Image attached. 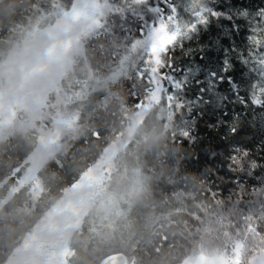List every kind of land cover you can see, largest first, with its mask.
I'll return each mask as SVG.
<instances>
[{
    "label": "trees",
    "instance_id": "trees-1",
    "mask_svg": "<svg viewBox=\"0 0 264 264\" xmlns=\"http://www.w3.org/2000/svg\"><path fill=\"white\" fill-rule=\"evenodd\" d=\"M73 1L0 0V60L22 43L34 27L50 22L43 18L44 14L68 9ZM102 1L105 17L86 41L87 63L66 71L61 89L68 93L80 89L82 81L90 77L100 79V85L88 95L73 127L62 133L58 147L38 168L40 191L35 197L31 183L20 184L10 195L9 191L37 147L39 131L28 128L0 138V264L105 147L127 128L150 96L153 81L149 71L132 65L133 60L127 68L122 62L127 48L148 30L141 34L134 13L125 21V13L131 11L127 0ZM155 2L160 7L162 0ZM207 4L208 0H168L161 10L170 14L173 5L179 10L191 5L194 22L196 13L204 11ZM211 6L225 15L212 18L198 36L185 40L183 48L177 47L169 57H163L161 50L155 69L162 67L163 60L164 65L173 64V74L180 77L188 66L199 65V73L184 89L186 99H195L202 87L195 79L204 78L205 65L213 70L220 67L223 50L236 40L237 51L247 48L249 56L247 64L237 62L232 69L233 79L244 81L242 98L250 96L252 101H259L264 96V25L253 18V34L246 43H241L240 30H247L249 23L244 13L264 8V0H211ZM229 15L231 19L227 18ZM152 16L149 22L158 24L161 16L155 15L154 10ZM233 31L235 36H230ZM163 71L172 70L163 67ZM156 73L162 87L158 104H164L165 115L153 130L146 158L132 152L128 155L142 178L145 215L133 223L120 219V229L129 228V234L119 246L109 245L115 240V212L101 215V221L95 220L94 226L101 231L96 243L101 242L102 253L85 255L79 239L67 246V264H100L114 252L125 253L127 264H178L201 239L215 240L218 246H227L230 238L239 234L264 241V108L241 103L225 82L216 95H205L192 112H186L179 106L183 100L170 98L175 95L173 90ZM237 87L233 85V90ZM56 105L54 96L47 101L44 115L49 121ZM185 132H190L191 138ZM124 172L132 171L126 168ZM85 227L84 216L72 235L82 236ZM109 246L112 248L105 249Z\"/></svg>",
    "mask_w": 264,
    "mask_h": 264
},
{
    "label": "rangeland",
    "instance_id": "rangeland-1",
    "mask_svg": "<svg viewBox=\"0 0 264 264\" xmlns=\"http://www.w3.org/2000/svg\"><path fill=\"white\" fill-rule=\"evenodd\" d=\"M104 5L102 0H74L68 9L44 14L43 18L50 22L34 27L22 43L0 60V138L28 128H36L40 133L38 145L9 195L23 183H31L34 197L39 193L38 168L58 147L62 133L73 127L88 95L100 85V79L90 77L82 81L80 89L68 93L61 89V78L74 66L87 63L85 44L104 21ZM190 10L191 5H187L175 14L184 30L192 21ZM161 50L160 45L153 49L148 31L127 48L123 66L127 68L133 60L132 65L148 70L153 81L147 102L132 116L127 128L47 210L3 264H67V246L79 239L83 241L85 255L97 256L103 247L101 242L96 243L101 231L95 229V220L101 221L109 211L115 212L118 218L115 240L109 245L119 246L129 234V228L120 229V219L127 218L133 223L137 217H144L147 202L143 198L142 178L128 155L132 152L146 158L153 130L160 126L165 115L164 104H158L162 87L155 71ZM53 96L57 105L49 121L44 112ZM126 168L132 172H124ZM84 216V234L74 237L72 231ZM221 256L237 264H264V241H253L239 234L231 237L227 246H218L215 240L201 239L178 264H222L218 262Z\"/></svg>",
    "mask_w": 264,
    "mask_h": 264
},
{
    "label": "snow or ice",
    "instance_id": "snow-or-ice-1",
    "mask_svg": "<svg viewBox=\"0 0 264 264\" xmlns=\"http://www.w3.org/2000/svg\"><path fill=\"white\" fill-rule=\"evenodd\" d=\"M127 2L131 11L125 13V21L128 19L129 15L134 13L135 15L133 18L139 22L141 34L143 35L145 29L148 30L149 36L153 40V49H155L157 45H160L162 47L163 57H169L177 47L182 49L184 41L191 40L193 36H198L200 29L205 27L212 18H219L225 15L211 6V0H208L206 9L196 13L194 22L191 23L185 31L179 27L178 21L176 20L175 14L177 13V8L174 5L170 8V14H164V11L161 10L167 6L168 0H162L160 7H156L155 0H127ZM153 10L155 15L161 16L158 25L154 22H149L153 20ZM244 14L247 16L249 23L246 25L247 30H240V35L243 37L241 43H246L251 39L254 27L252 23L253 18L258 24L264 25V8H257L255 13L245 12ZM227 18L231 19V16L229 15ZM235 34L234 31L229 33L230 36H235ZM237 45L236 40H233L226 50L222 49L224 51V58L221 66L217 69L213 70L207 68V65H205V69L207 70L205 71L204 78L195 79L197 85H202L195 99H186L184 97V89L188 86L190 79L192 80L199 73V65L195 67L188 66L185 71L181 73V76L177 77L173 74L175 72L174 65L171 63L164 65L162 60V67L155 69V71L159 72L165 86L173 90L175 95L170 98H180L183 100V103L179 106L184 108L186 112H192V110L198 106L197 101H203L205 95H216L217 89L225 82L227 83L228 89L233 91V95L239 99L241 103L245 105L253 103L254 106L264 108V96H262L259 101H252L250 96L248 99L242 98L241 86L244 81L233 79L232 69L236 66L237 62L241 65L247 64L249 56L247 48H242L241 51L238 52ZM261 51H264V49H261ZM241 56L243 58L238 59V57ZM163 67H167L172 71L165 72L163 71ZM201 70L203 71L204 69ZM145 71L147 72L148 70ZM189 74H191V76ZM233 85H237L238 87L233 90ZM221 99H226V97H221ZM224 115H227V113L225 112ZM231 131L234 132L235 129ZM184 134L191 138L190 132H185ZM216 158L218 159V157Z\"/></svg>",
    "mask_w": 264,
    "mask_h": 264
},
{
    "label": "water",
    "instance_id": "water-1",
    "mask_svg": "<svg viewBox=\"0 0 264 264\" xmlns=\"http://www.w3.org/2000/svg\"><path fill=\"white\" fill-rule=\"evenodd\" d=\"M127 263H128L127 255L123 252L111 253L105 256L100 262V264H127ZM223 264H237V263L230 262L225 259L223 261Z\"/></svg>",
    "mask_w": 264,
    "mask_h": 264
},
{
    "label": "flooded vegetation",
    "instance_id": "flooded-vegetation-1",
    "mask_svg": "<svg viewBox=\"0 0 264 264\" xmlns=\"http://www.w3.org/2000/svg\"><path fill=\"white\" fill-rule=\"evenodd\" d=\"M224 260H225V258L222 257V256L218 258V262H219V263H222V264H223V261H224Z\"/></svg>",
    "mask_w": 264,
    "mask_h": 264
}]
</instances>
